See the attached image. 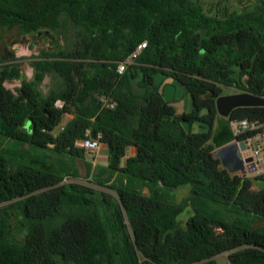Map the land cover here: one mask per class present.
Returning a JSON list of instances; mask_svg holds the SVG:
<instances>
[{"label":"trees","instance_id":"16d2710c","mask_svg":"<svg viewBox=\"0 0 264 264\" xmlns=\"http://www.w3.org/2000/svg\"><path fill=\"white\" fill-rule=\"evenodd\" d=\"M201 1L0 0L1 29L50 43L31 80L0 66V139L11 143L0 141V264H219L224 253L230 264H264V174L231 176L212 144L225 87L264 97V0L240 11ZM158 73L186 88L190 112L166 101ZM140 74L144 95L133 91ZM48 76L59 84L45 95ZM228 119L263 126L239 141L264 133V107ZM88 131L106 146V166L77 146ZM78 160L116 196L65 183L80 177ZM179 191L189 194L181 202Z\"/></svg>","mask_w":264,"mask_h":264},{"label":"rangeland","instance_id":"374dc122","mask_svg":"<svg viewBox=\"0 0 264 264\" xmlns=\"http://www.w3.org/2000/svg\"><path fill=\"white\" fill-rule=\"evenodd\" d=\"M218 1L221 0H202L201 3L204 9L208 10L210 4ZM255 2L256 0H224V3L230 5L232 8L237 9L239 11L242 9L244 5L253 6ZM49 46L50 43L48 37L22 36L17 29L8 30V29L0 28V66L2 65V63L16 65L21 69L25 78L27 80H31L34 76L32 61L40 53L42 48H48ZM237 75L238 74H236L235 77H237ZM140 80H141V74L132 81L133 91L136 95H144L145 93L144 89L139 85ZM58 84H59L58 80L52 78L51 76H48L41 84L40 88L43 91V93L47 95L49 91L53 87H57ZM155 84L159 87V89L163 93L166 101L171 102L179 114L183 112H190L192 110V100L184 86H182L181 84L175 82L171 78L161 73H158L155 76ZM20 86H21L20 81L6 82V87L14 92L16 91V88H19ZM239 92L241 91L232 87H225L223 89L224 95H231ZM71 119L72 116L67 115L64 118L61 127L56 132L57 133L60 132ZM219 119L226 120V123L232 129L231 122L229 121L228 118L221 116ZM218 120L215 124V127L218 123ZM185 126L187 129L190 128L189 125H185ZM191 129L193 132H201V131H205L206 127L202 124L195 123L193 126H191ZM0 141L2 142L4 147H8L11 144L10 141L7 139H0ZM242 151L243 152L246 151V148ZM263 155H264V151H263ZM86 160L88 162H92L94 166L95 165L106 166L108 164V151L106 149V146L102 144L101 149L95 153L87 151ZM78 167L80 169V177L67 178L64 181L65 183L81 184L99 191H106L116 196L115 191L111 189L103 188L95 184L90 177H87V167L84 161L78 160ZM251 177H256V176H251ZM186 189L188 188L186 187L182 188V190H186ZM143 193L145 195L151 194L148 188H144ZM176 195H177V200L181 202L185 198H187L189 194L187 191H179ZM258 226L259 227L264 226V222H259ZM129 232H131L130 229ZM216 259L219 264H230L229 253L221 254Z\"/></svg>","mask_w":264,"mask_h":264},{"label":"built area","instance_id":"2783aa9c","mask_svg":"<svg viewBox=\"0 0 264 264\" xmlns=\"http://www.w3.org/2000/svg\"><path fill=\"white\" fill-rule=\"evenodd\" d=\"M147 43H142L138 49L124 62L118 66V73L123 74L127 68L136 63L137 58L141 52L146 48ZM57 106L63 107V102L58 101ZM106 106L114 108L115 104L106 101ZM232 129L236 136L245 134L248 132H255L262 128V125H258L255 122L249 120H241L231 122ZM246 151H242L244 166L247 170V176H260L264 174V133H257L254 136L248 137L245 141ZM77 146L85 149L89 152H97L101 149L102 144L99 139L92 138L90 132H87V138L77 142ZM251 169H254L251 171Z\"/></svg>","mask_w":264,"mask_h":264},{"label":"water","instance_id":"95a60500","mask_svg":"<svg viewBox=\"0 0 264 264\" xmlns=\"http://www.w3.org/2000/svg\"><path fill=\"white\" fill-rule=\"evenodd\" d=\"M41 33H39L40 35ZM217 110L220 116L228 118L230 114L240 107H264V97L256 96L247 92H239L231 95H223L216 101ZM246 148L244 141L234 142L219 148L213 152L216 159L220 160L221 168L226 169L231 176H247L244 166L242 150ZM254 169H251L253 171ZM193 214L191 207L182 215L186 219ZM258 226V225H257Z\"/></svg>","mask_w":264,"mask_h":264},{"label":"crops","instance_id":"0c3cea01","mask_svg":"<svg viewBox=\"0 0 264 264\" xmlns=\"http://www.w3.org/2000/svg\"><path fill=\"white\" fill-rule=\"evenodd\" d=\"M72 118H73V116H72ZM236 139L237 138H236L235 133L229 127V125L226 123V120L219 119L218 123L214 129V138H213V142H212L213 146L216 148L215 150L222 148V147L234 142ZM135 154H136V149L135 148H129L128 156H134Z\"/></svg>","mask_w":264,"mask_h":264},{"label":"flooded vegetation","instance_id":"af4514ba","mask_svg":"<svg viewBox=\"0 0 264 264\" xmlns=\"http://www.w3.org/2000/svg\"><path fill=\"white\" fill-rule=\"evenodd\" d=\"M186 219H187V218H186ZM186 219H182V221H183V222H185V221H186Z\"/></svg>","mask_w":264,"mask_h":264}]
</instances>
